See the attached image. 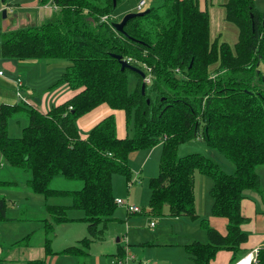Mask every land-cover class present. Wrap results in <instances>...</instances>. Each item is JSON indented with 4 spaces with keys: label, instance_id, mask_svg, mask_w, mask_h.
Returning <instances> with one entry per match:
<instances>
[{
    "label": "trees",
    "instance_id": "16d2710c",
    "mask_svg": "<svg viewBox=\"0 0 264 264\" xmlns=\"http://www.w3.org/2000/svg\"><path fill=\"white\" fill-rule=\"evenodd\" d=\"M121 1L39 0L41 6L58 9L55 23L2 33L3 58L66 60L69 66L50 89L68 85L75 95L46 113L24 101L0 104V165L29 171L28 185L35 193L71 196L73 207L84 212L79 220L92 233L114 220L118 206L113 176L131 181L129 156L161 146L159 173L149 180L150 214L164 216L168 207L170 217L199 219L195 173L211 178L212 215L227 220L226 233L200 219L208 241H194L185 250L195 264H211L218 252L229 251L230 264H235L249 240L242 229L249 219L241 213V202L246 192L260 191L257 167L264 165V15L254 0H228L226 21L239 32L231 45L212 40L210 15L200 9L199 0H155L148 13L131 18L119 32L113 24L126 15L116 12ZM114 55L150 75L151 83L131 69L122 70ZM130 75L136 78L133 92L128 90ZM102 104L125 111V138L118 137L113 114L87 138L81 136L78 120ZM20 117L28 124L21 136L11 137L9 121ZM199 138L222 153L235 171L221 169L202 153L179 156L182 145ZM55 175L81 181L83 187L52 190L49 183ZM4 184L15 183L0 181ZM6 207V199H0V222L11 220ZM66 212L64 206H48L52 224L45 220L47 255L53 254L49 234L54 224L76 221ZM91 242L84 238L82 248L70 247L64 253H85L83 246ZM254 264H264V247L258 249Z\"/></svg>",
    "mask_w": 264,
    "mask_h": 264
},
{
    "label": "crops",
    "instance_id": "0c3cea01",
    "mask_svg": "<svg viewBox=\"0 0 264 264\" xmlns=\"http://www.w3.org/2000/svg\"><path fill=\"white\" fill-rule=\"evenodd\" d=\"M16 2V10L14 6H8L6 0H2L0 4V12H8L10 8H13L12 14L16 16L21 13L16 20V24L10 23L12 27H18L19 22L21 25H28L33 23V26H40L44 24V11L46 8H49L50 5L41 6L39 0H13ZM152 2H156L152 0ZM228 0H199V5L201 10H207L210 15V29H211V38L212 40H219L221 42H228L231 45H235L238 41V29L231 23L226 21V9L225 4ZM255 5L259 12L264 15V0H254ZM149 0H146V5H148ZM139 4V3H138ZM138 4L136 6H138ZM145 5V6H146ZM51 7V6H50ZM134 9L124 10L123 14L132 13L136 11ZM54 9H56L54 7ZM20 10V12L18 11ZM42 10V11H41ZM58 11V9H56ZM19 13H18V12ZM36 11L38 13H36ZM122 15V14H121ZM8 17V14L6 18ZM4 19V18H3ZM39 19V20H37ZM234 26L237 30L230 27ZM9 24L5 21L1 24L0 27V104H15L19 101H24L36 108L41 112L46 113L51 108H49V101L46 97L49 92L44 91L46 87L42 86L45 75L55 64L51 61L48 63H40L38 60H26V61H16L3 58L1 53V43H2V33L7 29ZM25 27V26H21ZM214 27V34L212 32ZM12 29V28H11ZM61 62V67H68L69 64ZM65 68V69H66ZM65 71V70H63ZM64 73V72H63ZM22 92V94H21ZM42 92V93H41ZM47 92V93H46ZM53 94L57 95V104L56 106L64 103L65 101L71 99L75 92L72 91L68 85H61L57 88L52 89ZM41 93V94H40ZM54 101V100H51ZM115 115L116 124H117V135L119 138H125L128 135L127 126H126V113L123 110H114L108 104H102L93 111L89 112L85 116L81 117L78 122V128L80 134L83 138H87L89 132L104 118ZM161 147V146H158ZM157 147V148H158ZM155 149V148H154ZM153 149V150H154ZM143 151L135 152L129 156V164L131 165L134 176L136 180L143 177V173L147 170V163L151 159V156L155 154V151ZM160 162V161H159ZM264 166V165H261ZM136 173V174H135ZM155 177V176H154ZM124 180H126L123 177ZM127 181V180H126ZM114 182V179H113ZM120 182V179L117 180V184ZM128 182V181H127ZM149 187V181H148ZM213 187V181L211 178L202 175L199 172L195 173V208L196 213L199 216V219H191L190 217L184 216L179 218H174L177 220H184L185 224L190 227V232L185 238V242L190 244L194 241H207V234L205 228L200 224V219H205L208 223L218 229L221 233L225 234L227 230V220L224 218L214 217L212 215V207L214 200L210 194V191ZM126 188L130 191L129 186L126 184ZM114 190V185H113ZM151 191V190H150ZM151 196V193H150ZM150 201V199H149ZM149 207V202H148ZM165 216L168 215V207L164 210ZM241 213L242 215L249 219V222L242 226V229L249 234V240L242 247L244 249L241 252L240 256L242 259L247 254L251 253L255 249L264 247V179L261 176V189L258 192L248 191L246 192V198L241 202ZM141 214V213H137ZM127 211V218H135V215ZM146 214L150 216L151 220L155 217L150 214L149 208L146 210ZM82 217L78 218L81 219ZM114 220L124 221L114 214ZM50 221L52 224V219L43 218L41 221V226H38L36 230L29 229L26 234L23 236H18L17 240H14L13 233L14 228L8 227V225H0V261L2 264H27L29 261L44 259L46 264H152L149 259H146V253H142V257H137V255L131 256L128 254V247H121L116 251V248H110L106 251L100 249L97 252L92 247V242L89 247L86 249L83 246L85 253L81 254H67L63 252L64 248H70L74 246L81 247L80 241L84 239V235H80V238L72 239V241L63 242V248H52L53 254L47 255L45 252V225L46 221ZM15 220V219H11ZM77 222H82L77 221ZM109 222V223H111ZM62 224H54L53 231L55 232ZM150 231L154 233V230L157 226L156 222L151 221ZM108 227V225H107ZM20 228V227H19ZM52 231V232H53ZM18 233V232H17ZM37 234L43 235V239L39 235V240L35 241ZM87 238V237H85ZM53 241V240H52ZM52 243V242H51ZM66 248V249H67ZM106 251V252H105ZM61 252V253H60ZM62 254V255H60ZM130 255V256H129ZM233 256L232 252L229 251H220L217 253L214 260L211 261V264H230L231 258ZM190 258V257H189ZM239 259V260H240ZM238 260V261H239ZM129 262V263H128Z\"/></svg>",
    "mask_w": 264,
    "mask_h": 264
},
{
    "label": "rangeland",
    "instance_id": "374dc122",
    "mask_svg": "<svg viewBox=\"0 0 264 264\" xmlns=\"http://www.w3.org/2000/svg\"><path fill=\"white\" fill-rule=\"evenodd\" d=\"M1 3L2 0H0V4ZM151 3H153L152 0H149L148 5H146L142 10H138L137 8L136 10L143 12ZM6 4L8 6H14L15 10L17 8L16 2L13 0H6ZM137 4V0L121 1L116 12L119 15L123 14L124 10L131 8L134 9L137 7ZM49 5L51 7L49 6V8H46L44 11L41 10L44 14L43 22L55 23L58 19V11L55 6L52 4ZM54 7L56 9H54ZM14 9L10 8L9 10L13 11ZM9 10L7 12V18H4L3 13L0 12V27L3 21L9 24L8 28L4 31H9L11 28H22L21 26H33V23L21 25L19 19V22L17 23L19 24L18 27H12L10 23L16 24V20L21 13H19L20 10H18L19 12H17L19 14L13 16L12 14L15 12L12 13L9 12ZM36 13L38 12L36 11ZM230 27L237 30L232 25H230ZM212 32L214 34V27ZM51 60V63L59 64H55L50 68L47 75L44 77L42 86H52L56 83L63 74V70L66 68L61 67L62 64L60 61H63V63L66 64L68 63L66 60L56 59L38 61H40V63H48L47 61ZM260 69L264 73V63L261 64ZM128 81V90L129 92H133L136 87V78L133 75H130ZM45 91L49 92L46 97L47 101H49V108L56 106L59 100L56 98L57 95L53 94V92H51L52 89L49 87H46L43 92ZM18 119H20V121L16 119H11L9 121L8 133L11 137L21 136L22 129L28 124V121L24 117H20ZM153 151H155V154H153L151 159L148 161L147 170L143 173V177H141V179L136 180V176H134V171L130 165L133 171V182L130 184V191L126 188V184L128 185L129 181L127 182L118 174L113 176V194L115 198L122 199L131 205L139 207L143 212L135 215V218L129 219L127 218V209L124 206L117 205L116 216L124 221L107 223L108 227L106 224H101L97 228V231L92 233L89 231L88 224L86 222H77L80 221L78 218L84 217V212L79 208L73 207V198L71 196L61 194L45 196L43 194L35 193L28 185V181L31 179V173L29 171L3 163L0 165V181L13 182L15 184L0 185V199L5 198L7 201V218L15 220H5L4 222H0V225L4 224L8 225V227H13L15 233H13L12 238L17 240L18 236H23V234H26L25 232L29 229L36 230L38 226H41L43 218H50L48 206H64L67 208V217L75 219L76 221L62 223V225L55 232L53 231L49 234V239L53 240L51 247H56L58 249L63 248L62 246H64L63 242L65 239L67 241H72V239L80 238V235H84L93 241L92 247L97 252H101L99 250L104 249L105 247L106 251L110 248H116L117 251L121 247H128V254L131 256L137 255L139 258L142 257L141 252H144L146 253V259H149L152 264H195V262L189 258L185 250V238H187L190 232V227L185 224L184 220H177L170 216H160L159 218L151 220L150 216L146 214L151 193L150 188L148 187V181L154 176L156 177L159 173V161L162 148L156 147ZM191 153H202L218 163L221 169L229 173H233L235 171V166L228 161L222 153L210 148L203 139L199 138L197 140H192L182 145L179 149V156H185ZM257 172L264 179V166H258ZM118 179H120V182L117 184ZM82 187L83 183L81 181L68 180L63 175H55L49 183L50 189L60 191H75L82 189ZM151 221H154L157 224L154 233H151L150 231L149 225L151 224ZM200 224L202 223L200 222ZM39 235L40 234H37L35 241L39 240ZM41 238L43 239V235ZM207 241L201 242L206 243ZM66 248L63 249L62 254H64Z\"/></svg>",
    "mask_w": 264,
    "mask_h": 264
},
{
    "label": "built area",
    "instance_id": "2783aa9c",
    "mask_svg": "<svg viewBox=\"0 0 264 264\" xmlns=\"http://www.w3.org/2000/svg\"><path fill=\"white\" fill-rule=\"evenodd\" d=\"M145 5H146V0H141L137 6V9L142 10L145 7ZM0 74H2V72H0ZM144 81H145V83L150 84L151 83V76L150 75L145 76ZM132 182H133V180L129 181V183H128L129 187L131 186L130 184ZM116 203H117V205L124 206L127 209V211L131 214H137V213L143 212L142 209H140L139 207L131 205L122 199H116ZM257 256H258V249H255L251 253L247 254L245 257L240 259L235 264H254L257 262Z\"/></svg>",
    "mask_w": 264,
    "mask_h": 264
},
{
    "label": "water",
    "instance_id": "95a60500",
    "mask_svg": "<svg viewBox=\"0 0 264 264\" xmlns=\"http://www.w3.org/2000/svg\"><path fill=\"white\" fill-rule=\"evenodd\" d=\"M149 11H143V12H140V13H128L124 16V18L122 19L121 22H118V23H114L113 26L114 28L119 31V32H124V27L126 25V23L133 17L135 16H139V15H144L146 13H148ZM7 16V12L4 11L3 12V17L6 18ZM114 57H116L117 59H119L120 63H121V66H122V70L124 69H131L137 73H139L143 78H145V73H143L140 69H137L136 67L132 66L127 60L125 59H122V57L120 56H116L114 55ZM142 92L143 94L145 93V85L142 86Z\"/></svg>",
    "mask_w": 264,
    "mask_h": 264
}]
</instances>
